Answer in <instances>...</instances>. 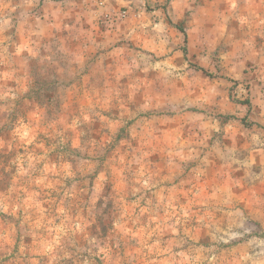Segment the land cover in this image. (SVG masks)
I'll use <instances>...</instances> for the list:
<instances>
[{
	"label": "rangeland",
	"instance_id": "obj_1",
	"mask_svg": "<svg viewBox=\"0 0 264 264\" xmlns=\"http://www.w3.org/2000/svg\"><path fill=\"white\" fill-rule=\"evenodd\" d=\"M0 264H264V0H0Z\"/></svg>",
	"mask_w": 264,
	"mask_h": 264
}]
</instances>
